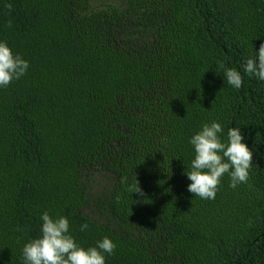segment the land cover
<instances>
[{
    "label": "trees",
    "instance_id": "16d2710c",
    "mask_svg": "<svg viewBox=\"0 0 264 264\" xmlns=\"http://www.w3.org/2000/svg\"><path fill=\"white\" fill-rule=\"evenodd\" d=\"M0 40L29 62L0 88V264H23L43 211L84 247L110 237L105 264H264V81L243 73L264 0H0ZM214 120L252 167L205 200L188 140Z\"/></svg>",
    "mask_w": 264,
    "mask_h": 264
},
{
    "label": "clouds",
    "instance_id": "9594fccd",
    "mask_svg": "<svg viewBox=\"0 0 264 264\" xmlns=\"http://www.w3.org/2000/svg\"><path fill=\"white\" fill-rule=\"evenodd\" d=\"M28 68L29 62L21 54L14 53L6 41L0 40V88L24 76ZM243 73L264 81V42L244 61ZM223 77L235 89L242 86L243 77L235 68H226ZM223 131L218 121L206 122L188 140L194 155L190 170L186 171L190 181L187 190L201 199H215L225 174L233 189L249 180L252 151L243 142L240 128H229L226 142L221 138ZM125 182L126 178H122L121 183ZM128 191L130 194L141 191L137 180L128 185ZM40 221L39 235L30 238L21 249L23 264H105L106 255H112L116 248L108 236L97 240L93 246L84 247L70 234L67 216H52L43 211ZM88 227L87 223L79 226L82 232Z\"/></svg>",
    "mask_w": 264,
    "mask_h": 264
}]
</instances>
